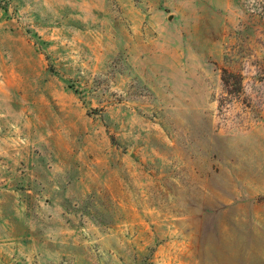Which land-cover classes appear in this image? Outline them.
<instances>
[{
	"label": "rangeland",
	"instance_id": "obj_1",
	"mask_svg": "<svg viewBox=\"0 0 264 264\" xmlns=\"http://www.w3.org/2000/svg\"><path fill=\"white\" fill-rule=\"evenodd\" d=\"M0 264H264V0H0Z\"/></svg>",
	"mask_w": 264,
	"mask_h": 264
}]
</instances>
